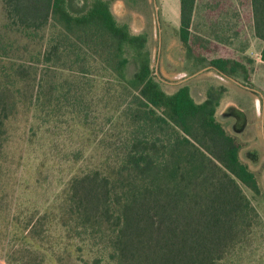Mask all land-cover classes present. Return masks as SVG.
Segmentation results:
<instances>
[{
    "label": "trees",
    "instance_id": "16d2710c",
    "mask_svg": "<svg viewBox=\"0 0 264 264\" xmlns=\"http://www.w3.org/2000/svg\"><path fill=\"white\" fill-rule=\"evenodd\" d=\"M1 1L0 188L16 121L32 144L66 125L76 136L36 219L11 216L25 222L8 264H235L256 218L237 181L259 187L215 119L219 93L195 103L187 86L165 92L145 35L117 23L107 0ZM194 4L179 0L184 41ZM250 5L264 62V0Z\"/></svg>",
    "mask_w": 264,
    "mask_h": 264
},
{
    "label": "rangeland",
    "instance_id": "374dc122",
    "mask_svg": "<svg viewBox=\"0 0 264 264\" xmlns=\"http://www.w3.org/2000/svg\"><path fill=\"white\" fill-rule=\"evenodd\" d=\"M84 1L90 4L92 0H72V5L81 8ZM107 1L117 23L125 24L131 34L145 35L152 72L165 92L172 93L179 88L175 79L182 73L194 74L184 85L195 103L203 102L210 90L219 93L215 119L236 139L239 144L238 157L254 173L259 187L255 193L237 181L254 208L256 218L250 236L245 239L247 244L239 247L235 253L239 259L235 264H262L264 138L259 132L256 112L260 109L264 113V62L260 58L263 42L254 34L249 0H195L186 41L182 39L180 31L179 0ZM4 13L0 0V33L4 30ZM156 16L160 49L154 38ZM217 63L222 65V73L230 78L220 79L215 75V72L218 73L215 67ZM135 69L133 59L129 58L127 74L131 75ZM98 109H101L100 105ZM63 134V137H59L50 131L32 144L26 140L23 122L16 121L13 126L7 147L11 157L4 178L7 183L0 188V264H8L6 255L10 250L9 244L16 246L15 250L23 248L20 240L13 242V239L20 237L23 230L21 225L25 221L15 224L11 216L21 212L30 218L34 216L32 220H35L46 204L48 193L52 192L48 184L51 174L59 172L53 167L63 164L65 173L70 163L64 164L58 159L67 153L74 157L75 132L66 125ZM252 150L259 153L258 159H253L250 154ZM53 187L57 190L59 185L54 181ZM29 250L23 249L15 254L25 255ZM232 260L236 261V258Z\"/></svg>",
    "mask_w": 264,
    "mask_h": 264
},
{
    "label": "flooded vegetation",
    "instance_id": "af4514ba",
    "mask_svg": "<svg viewBox=\"0 0 264 264\" xmlns=\"http://www.w3.org/2000/svg\"><path fill=\"white\" fill-rule=\"evenodd\" d=\"M155 22H156V26H155L156 28L154 30V38L156 39V44H157L158 48L160 49L161 39H160V34H159V23H158L157 16H156V21ZM155 39H154V41H155ZM158 56H159V50H158ZM216 70L218 72L222 73V71L220 69H217L216 68ZM189 76H190V78H192L194 76V74H192V75H185V74L180 73L179 74V77L175 79L178 82V84H176V86H178V87H181L182 85L185 86L184 83L189 78ZM226 77L227 78H230L231 76H228L227 75ZM246 86H248V85H246ZM256 116L259 119V132L261 134V137L263 136V138H264V113H263V111L261 113V111L259 109L256 112ZM250 154L253 155V159L254 160H256V159L259 158V153L256 150L250 151ZM255 163H257V162H255Z\"/></svg>",
    "mask_w": 264,
    "mask_h": 264
},
{
    "label": "water",
    "instance_id": "95a60500",
    "mask_svg": "<svg viewBox=\"0 0 264 264\" xmlns=\"http://www.w3.org/2000/svg\"><path fill=\"white\" fill-rule=\"evenodd\" d=\"M215 75L218 77V78H220V79H225V75L223 74V73H220V72H215Z\"/></svg>",
    "mask_w": 264,
    "mask_h": 264
},
{
    "label": "crops",
    "instance_id": "0c3cea01",
    "mask_svg": "<svg viewBox=\"0 0 264 264\" xmlns=\"http://www.w3.org/2000/svg\"><path fill=\"white\" fill-rule=\"evenodd\" d=\"M249 5H250V0H249ZM250 12H251V5H250ZM251 19H252V15H251ZM252 25H253V22H252Z\"/></svg>",
    "mask_w": 264,
    "mask_h": 264
}]
</instances>
